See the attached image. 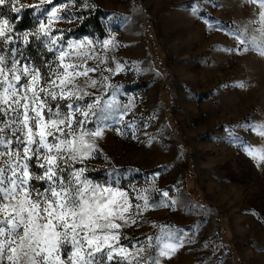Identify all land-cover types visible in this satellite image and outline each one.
<instances>
[{"label": "rangeland", "instance_id": "obj_1", "mask_svg": "<svg viewBox=\"0 0 264 264\" xmlns=\"http://www.w3.org/2000/svg\"><path fill=\"white\" fill-rule=\"evenodd\" d=\"M92 2L96 9L85 12L82 23L60 27L78 39L114 38L124 67L111 76L118 107L101 115L108 159L91 161L87 175L99 183L119 179L130 191L129 185L141 189L155 174L157 188L178 202L164 207L168 198L152 191L157 206L124 234L135 243L168 227L187 232L194 242L178 249L169 264H264V171L246 151L264 148L259 0ZM24 13L31 28L32 10ZM96 16L102 32L88 25ZM238 31L248 50L226 51L237 46L230 34ZM125 105L131 106L121 117L118 108ZM131 122L137 138L115 131Z\"/></svg>", "mask_w": 264, "mask_h": 264}, {"label": "snow or ice", "instance_id": "obj_2", "mask_svg": "<svg viewBox=\"0 0 264 264\" xmlns=\"http://www.w3.org/2000/svg\"><path fill=\"white\" fill-rule=\"evenodd\" d=\"M27 9L33 24L22 30L16 22ZM95 9L92 0H0V264H169L194 242L172 227L144 242L124 234L157 206L152 191L168 198L164 207L178 203L157 188L155 174L130 191L119 179L99 183L87 175L91 161L108 159L101 115L118 107L111 76L124 66L114 38L78 39L60 25L82 23ZM230 35L237 46L226 51L248 50L243 31ZM37 45L38 58L30 52ZM130 106L118 108L121 117ZM125 129L137 138L134 122L115 131ZM246 151L264 171V148Z\"/></svg>", "mask_w": 264, "mask_h": 264}, {"label": "trees", "instance_id": "obj_3", "mask_svg": "<svg viewBox=\"0 0 264 264\" xmlns=\"http://www.w3.org/2000/svg\"><path fill=\"white\" fill-rule=\"evenodd\" d=\"M22 16H23V18L20 19L18 22H16L17 23V27L19 29H22V30L29 29V25H30V23L32 21L31 17L29 16L28 13H24ZM88 25L90 27H92L93 29H95L97 32H102V26H101V23L99 21V16H96L95 18H93V20H89L88 21ZM30 52H31V54L34 57L38 58L39 46L38 45L37 46H33L30 49Z\"/></svg>", "mask_w": 264, "mask_h": 264}]
</instances>
